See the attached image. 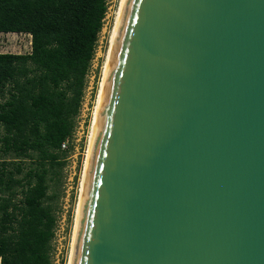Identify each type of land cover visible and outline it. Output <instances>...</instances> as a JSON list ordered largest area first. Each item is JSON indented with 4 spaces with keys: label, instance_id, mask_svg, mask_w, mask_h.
<instances>
[{
    "label": "water",
    "instance_id": "1",
    "mask_svg": "<svg viewBox=\"0 0 264 264\" xmlns=\"http://www.w3.org/2000/svg\"><path fill=\"white\" fill-rule=\"evenodd\" d=\"M71 264H264V0H126Z\"/></svg>",
    "mask_w": 264,
    "mask_h": 264
},
{
    "label": "trees",
    "instance_id": "2",
    "mask_svg": "<svg viewBox=\"0 0 264 264\" xmlns=\"http://www.w3.org/2000/svg\"><path fill=\"white\" fill-rule=\"evenodd\" d=\"M107 0H0V32L31 35L0 53V264H52L51 190L65 164Z\"/></svg>",
    "mask_w": 264,
    "mask_h": 264
},
{
    "label": "rangeland",
    "instance_id": "3",
    "mask_svg": "<svg viewBox=\"0 0 264 264\" xmlns=\"http://www.w3.org/2000/svg\"><path fill=\"white\" fill-rule=\"evenodd\" d=\"M119 0H107V12L103 27L97 38L94 57L86 75V86L80 112L76 117L75 129L66 141L64 166L58 170L51 190H55L57 223L52 239V264H67L72 239L75 205L79 194V182L87 145V137L96 92L100 81L108 39ZM31 35L25 32H0V53H28L31 50Z\"/></svg>",
    "mask_w": 264,
    "mask_h": 264
},
{
    "label": "bare ground",
    "instance_id": "4",
    "mask_svg": "<svg viewBox=\"0 0 264 264\" xmlns=\"http://www.w3.org/2000/svg\"><path fill=\"white\" fill-rule=\"evenodd\" d=\"M126 0H119L117 9L115 11V17L113 20V25L110 31V36L108 39V46L106 49L105 57H104V62L101 70V76H100V81L98 84V89L96 92V97H95V103L94 107L92 110V115L90 119V124H89V130H88V137H87V145H86V151L84 155V160H83V166H82V171H81V177H80V182H79V194H78V199L76 202V207H75V214H74V223H73V231H72V239H71V245H70V252H69V257H68V263L71 264V258H72V249L74 246L75 242V237H76V231H77V225H78V218H79V212H80V205H81V200H82V194L84 190V183L86 179V173L88 169V163L91 157V151H92V145L95 137V132H96V124H97V119H98V114L100 110V105H101V100H102V94L104 90V83L106 80L107 72H108V67H109V61L114 45V41L116 38L117 34V29L118 25L121 19V15L123 12V8L125 5Z\"/></svg>",
    "mask_w": 264,
    "mask_h": 264
},
{
    "label": "built area",
    "instance_id": "5",
    "mask_svg": "<svg viewBox=\"0 0 264 264\" xmlns=\"http://www.w3.org/2000/svg\"><path fill=\"white\" fill-rule=\"evenodd\" d=\"M67 140H68V139H67ZM67 140H65V141L61 144V147H65V143H66Z\"/></svg>",
    "mask_w": 264,
    "mask_h": 264
},
{
    "label": "crops",
    "instance_id": "6",
    "mask_svg": "<svg viewBox=\"0 0 264 264\" xmlns=\"http://www.w3.org/2000/svg\"><path fill=\"white\" fill-rule=\"evenodd\" d=\"M31 41V40H30Z\"/></svg>",
    "mask_w": 264,
    "mask_h": 264
}]
</instances>
